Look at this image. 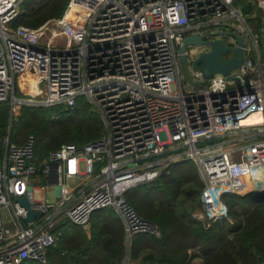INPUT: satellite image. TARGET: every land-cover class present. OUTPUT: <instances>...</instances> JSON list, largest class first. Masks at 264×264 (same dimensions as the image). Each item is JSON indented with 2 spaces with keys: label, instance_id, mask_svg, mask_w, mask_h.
I'll return each mask as SVG.
<instances>
[{
  "label": "built area",
  "instance_id": "built-area-1",
  "mask_svg": "<svg viewBox=\"0 0 264 264\" xmlns=\"http://www.w3.org/2000/svg\"><path fill=\"white\" fill-rule=\"evenodd\" d=\"M24 1L0 0V108H72L85 97L105 131L83 147L61 145L41 164L33 137L22 145L3 140L0 264L45 260L61 224L87 227L105 208L123 221L129 248L135 236L160 237V226L142 218L125 194L154 182L174 162L197 165L208 207L226 193L243 195L264 183V34L250 26L236 0H70L61 19L12 28ZM257 2L264 11V0ZM227 31L247 43L234 79L216 74L203 84L194 71V85H183L181 56L192 65L210 51L197 46L209 50L191 60L189 46L181 51L185 39H223L237 47L236 37L217 35ZM28 77L36 83L32 92ZM18 89L29 99L17 97ZM250 116L261 124L242 126ZM39 174L55 181L56 202L46 192L37 195L31 179ZM22 197L37 213L33 221L17 201Z\"/></svg>",
  "mask_w": 264,
  "mask_h": 264
},
{
  "label": "trees",
  "instance_id": "trees-1",
  "mask_svg": "<svg viewBox=\"0 0 264 264\" xmlns=\"http://www.w3.org/2000/svg\"><path fill=\"white\" fill-rule=\"evenodd\" d=\"M69 1L25 0L21 5L20 15L10 26L36 29L50 21L61 19ZM236 3L243 2L236 0ZM243 8L247 14L253 11L252 5L247 2L243 3ZM32 81L34 80L28 77L27 86ZM6 107L8 105L0 108V141L6 135L8 125ZM52 111L29 110V119H23L22 115V123L18 122L21 126L19 133L27 134L34 128L32 133L37 138L35 151L41 156V152L46 154L43 161L50 152L63 144L83 147L99 139L105 131L102 116L83 98H79L69 110ZM54 113L56 118H52ZM42 116L45 118H39ZM11 142L22 145L26 141ZM4 155L5 147L0 143V168ZM189 184L193 188H188ZM203 188L204 183L197 165L192 160H183L172 163L152 184H140L127 191L125 197L138 214L146 220L156 222L161 231L159 238L151 235L133 238L130 247L132 261L139 264H192L199 258L202 264H264V189L243 195L224 194L223 214L220 212V217L204 222L185 208V203L191 198L198 199ZM94 215V220L117 218L115 211L109 208L98 210L92 217ZM228 218H233L232 222ZM108 225L110 226L109 223ZM117 228L120 229V226L114 225L110 233L106 259H97V263L122 264L124 247L117 244V239L120 240L122 236ZM24 264L43 263L29 260Z\"/></svg>",
  "mask_w": 264,
  "mask_h": 264
},
{
  "label": "crops",
  "instance_id": "crops-1",
  "mask_svg": "<svg viewBox=\"0 0 264 264\" xmlns=\"http://www.w3.org/2000/svg\"><path fill=\"white\" fill-rule=\"evenodd\" d=\"M246 1L247 3H251V0ZM240 5L241 4H237V6L244 11V8ZM252 7L253 11L251 13H245L248 18V22L252 28L258 31L260 34H264V16L259 11H257L258 6L256 7V10H254L253 5ZM262 56L264 59V46H262ZM77 181L78 180L75 179H69L68 183L71 185H75ZM31 184L35 188L38 196L41 195L42 192H46L48 197V186L56 185L55 181L50 182L48 180V177L43 174H39L33 177L31 179ZM258 186L259 185L256 184L251 187L250 192L260 189L258 188ZM42 188H44V190ZM116 216L117 218L111 220H103L102 218L94 220V218L96 217V215H94L93 217H91L90 223L87 227H79L71 223L61 224L59 226V229L62 232L60 240L55 247L47 250L45 254V260L41 261V263L99 264L97 263V259H100L102 257H104V260L106 259V255L108 254V252L106 253L108 240L111 238L110 233L111 231H113L114 225H117L120 226V229L117 228V231H119V235H122L120 237V240L117 239V244L124 247V258L122 264H139L138 262L132 261L130 257L129 261L127 262L128 255H130V248L128 247L123 221L118 215ZM107 222L110 224V226ZM198 259L199 258L195 259L192 264H199L200 261Z\"/></svg>",
  "mask_w": 264,
  "mask_h": 264
},
{
  "label": "rangeland",
  "instance_id": "rangeland-1",
  "mask_svg": "<svg viewBox=\"0 0 264 264\" xmlns=\"http://www.w3.org/2000/svg\"><path fill=\"white\" fill-rule=\"evenodd\" d=\"M257 1L258 0H251L250 4L254 6V10H256V7L258 6L257 5L258 4ZM241 2L245 3L247 1L246 0H241ZM243 3L240 5L241 7H243ZM257 11H259L264 16L263 9H259L257 7ZM54 29H55V27H53V30ZM61 42L63 43L64 40H61ZM207 50H209V48L206 47V46L205 47L189 46L188 47V51H189V54H190L189 58L191 60L195 59L198 55H200L202 52H205ZM186 69H188V75L185 72ZM194 71H196V69L193 68V65H187L186 67L182 66V84L183 85H189V86H193L194 85V80H193ZM27 87H28L30 92L35 90L36 89L35 81H33L31 83V85H28ZM16 96L17 97H22L23 99H26V100L29 99V96L21 93L19 91V89L16 90ZM41 99H42V96H39V97L34 98L33 100L37 102V101H39ZM83 100L91 104V102H89L87 100V98L83 97ZM92 106H93V109L96 110L94 105H92ZM6 108H8L7 109V112H8V125H7V128H6V135L0 141L2 147H5L4 144H3V140L6 139V138H9L10 140H12L13 142H16V143H23V142L27 141L31 137H33L35 140L37 139L35 134L32 133V131H33L32 129H34V128H31L30 132L27 133V134L26 133L22 134L21 132L19 133V131L21 130V126L18 125V122L22 123V119H21L22 115L24 116L23 119H27V120L29 119V115H30L29 114V110L30 111H33V110H53V111H56V110H59V111L69 110V108H66V107H62V108L61 107H47V106H40V105H38L36 103H30V104L24 105V106L20 105V106H18V108H16L17 110L15 112L12 110V106L11 105H9ZM43 116H45V115H43ZM43 116L39 117V118L44 119L45 117H43ZM52 118H56V113H54V115H52ZM38 149H39V152L42 151V150H40V147H38ZM41 154H42V156L36 152V157H38V158L36 159L35 163H41V161H43V159L45 158L46 154H43L42 152H41ZM71 183H73V182H71ZM152 183L153 182L147 183V184L149 185V184H152ZM258 185H259L258 188H260V189H257V190H263L264 189V183L261 182ZM192 186L193 185L189 184L187 187L190 188ZM48 194H49L50 201H52V202L56 201L57 186L56 185H49L48 186ZM202 197H203V194L201 193L198 196V199L195 200V198H191L187 203H185V208H187L186 210L188 212H191L194 217H196L199 220L201 219L204 222L206 220H214L217 217H220V212L223 214V211H224L223 210L224 205H223V199H222L223 195L221 197H219L218 199L212 201V204L214 206L210 205V207L206 206V203L203 204ZM208 200H210V199H208ZM208 212H209V214H208ZM228 220L230 222H232L233 218H228ZM198 260L200 261L199 263L202 264L201 259H198Z\"/></svg>",
  "mask_w": 264,
  "mask_h": 264
},
{
  "label": "water",
  "instance_id": "water-1",
  "mask_svg": "<svg viewBox=\"0 0 264 264\" xmlns=\"http://www.w3.org/2000/svg\"><path fill=\"white\" fill-rule=\"evenodd\" d=\"M215 35V34H214ZM217 35H230L237 38L238 46L231 48L226 45L223 39H217L212 41H203L200 37H188L185 39L181 51L185 52L188 46H204L208 45L210 47V51L205 54H201L196 60L193 62V68L196 71L202 73L205 82L210 79L212 76L216 74H223L227 77L228 80H233L232 72L235 69H239L245 60V48L247 47V43L245 39L237 35L235 32H218ZM232 53L233 56L231 58H227V55ZM180 61L184 67L187 66V58L182 55ZM186 74L188 75V69H186ZM199 85V84H195ZM209 143H213L210 141ZM169 153L161 155L160 157L168 156ZM153 158H149L148 160H152ZM146 160H142L141 162H145ZM17 201L23 206L27 211V220L33 221L37 216V213L32 211V208L27 201L26 198H18Z\"/></svg>",
  "mask_w": 264,
  "mask_h": 264
},
{
  "label": "bare ground",
  "instance_id": "bare-ground-1",
  "mask_svg": "<svg viewBox=\"0 0 264 264\" xmlns=\"http://www.w3.org/2000/svg\"><path fill=\"white\" fill-rule=\"evenodd\" d=\"M262 122V119L256 116H250L246 120H244L241 124L242 126H255L260 125Z\"/></svg>",
  "mask_w": 264,
  "mask_h": 264
}]
</instances>
